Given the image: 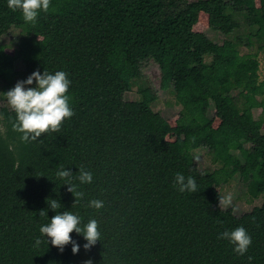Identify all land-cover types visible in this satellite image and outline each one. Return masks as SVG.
I'll use <instances>...</instances> for the list:
<instances>
[{
    "label": "trees",
    "instance_id": "trees-1",
    "mask_svg": "<svg viewBox=\"0 0 264 264\" xmlns=\"http://www.w3.org/2000/svg\"><path fill=\"white\" fill-rule=\"evenodd\" d=\"M203 11L213 30L225 24L223 42L194 29ZM12 32L22 66L14 70L1 67ZM263 50L264 0H50L34 24L0 0V88L6 93L37 70L64 71L74 112L59 132L21 142L15 112L0 104V264H264V203L245 221L220 207L213 189L238 175L246 195L264 193V112L256 119L252 109L264 102ZM150 64L160 68V88L182 105L176 127L153 108L144 73ZM135 87L130 110L126 94ZM198 149L213 168L193 173ZM61 166L84 194L74 206L56 177ZM81 166L91 183L75 178ZM178 172L195 178L197 192L173 186ZM48 199L62 205L57 212L78 215L81 226L96 219L100 241L85 250L73 232L76 254L72 244L61 252L47 243L39 229L56 214ZM92 199L104 207H89ZM240 226L252 238L244 256L218 238Z\"/></svg>",
    "mask_w": 264,
    "mask_h": 264
},
{
    "label": "clouds",
    "instance_id": "clouds-1",
    "mask_svg": "<svg viewBox=\"0 0 264 264\" xmlns=\"http://www.w3.org/2000/svg\"><path fill=\"white\" fill-rule=\"evenodd\" d=\"M8 8L12 11L20 10L26 23H35L41 11L47 12L50 7V0H7ZM36 82L35 87H27ZM71 81L68 74L64 71H56L54 74L44 70L41 74L38 70L31 73L26 80L18 81L15 86L6 93H0L5 98L7 104L15 112L16 117L12 123L13 131L20 133L21 142L37 141L42 134L49 132H59L61 125L66 119L74 115L69 105L70 97L68 90ZM74 174L70 170H66L61 166L56 172V177L63 180L68 185V191L73 194L75 202L73 206L83 198V192L77 190V185L73 183ZM81 184L91 183L93 175L90 171H86L83 166L79 168L78 175L75 177ZM174 187L181 193L187 191L190 193L197 192L198 186L195 178L192 176L176 173L174 177ZM47 204L56 212L51 217L49 223L42 225L39 229L42 236L47 238V243L58 248L63 252L64 247L72 244V252H79L80 245L72 239L73 232L82 235L86 241L83 245L85 250L93 247L97 241H100L101 233L99 231L98 221L90 219L86 224L81 226V218L73 214L71 211L57 212L62 205L56 199H48ZM230 197L219 196V206L230 204ZM89 207L97 210L104 207V202L99 199H92L88 203ZM40 216H47L46 210H41ZM228 240L234 245L233 251L244 256L250 245L252 238L242 226L236 227L232 231H224L218 237ZM42 243L40 239H36L35 245ZM249 256V262L252 261ZM85 264H92L91 260Z\"/></svg>",
    "mask_w": 264,
    "mask_h": 264
},
{
    "label": "rangeland",
    "instance_id": "rangeland-1",
    "mask_svg": "<svg viewBox=\"0 0 264 264\" xmlns=\"http://www.w3.org/2000/svg\"><path fill=\"white\" fill-rule=\"evenodd\" d=\"M198 32H204L209 37H211L216 42H223L226 35L225 32L227 28L225 24H222L218 31L211 28V23L209 15L203 11L200 14V18L195 28ZM13 36L4 37L5 56L1 60V67L7 69H20L21 64L15 60L13 52L15 50V41L17 40V35L12 32ZM247 48L242 49V53H247ZM260 61L259 74L261 80L264 79V50L259 52L258 55ZM148 79L153 83L154 89L151 92L150 98L153 100V108L160 111L165 118L169 121L172 127H176L177 123L181 117L182 105L179 103L177 98L171 94L163 91L160 88V68L157 64H150L144 71ZM3 88L2 86H0ZM0 88V93H5ZM139 94L137 92V87L133 88L126 94L125 107L127 109L133 110L135 108ZM6 102L2 94H0V104ZM7 103V102H6ZM253 114L256 119H259L264 112V102L261 104L254 103L252 106ZM207 114L213 118L214 125L217 126L220 123V118L217 116V110L213 107L207 109ZM264 131V128H263ZM169 141H175L177 135L175 132H170L168 134ZM206 168H213L210 156L207 154L206 150L198 149L196 151L195 160L189 165V170L193 173H197L200 170ZM213 189L221 197H230L231 202L226 206H221L223 208H233L235 213L240 216L245 221H249L252 218V211L254 206L261 205L264 203V193L258 199H252L250 196L245 194V190L241 187L240 178L236 175L228 184L222 185L220 183H215Z\"/></svg>",
    "mask_w": 264,
    "mask_h": 264
}]
</instances>
